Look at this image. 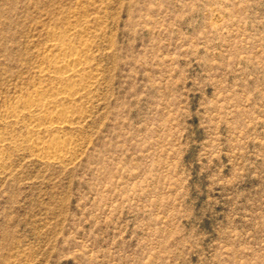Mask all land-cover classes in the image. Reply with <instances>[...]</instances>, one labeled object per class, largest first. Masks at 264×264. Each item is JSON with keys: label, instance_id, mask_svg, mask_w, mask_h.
<instances>
[{"label": "rangeland", "instance_id": "rangeland-1", "mask_svg": "<svg viewBox=\"0 0 264 264\" xmlns=\"http://www.w3.org/2000/svg\"><path fill=\"white\" fill-rule=\"evenodd\" d=\"M57 35L90 47L59 131L12 117ZM0 264H264V0H0Z\"/></svg>", "mask_w": 264, "mask_h": 264}, {"label": "bare ground", "instance_id": "bare-ground-1", "mask_svg": "<svg viewBox=\"0 0 264 264\" xmlns=\"http://www.w3.org/2000/svg\"><path fill=\"white\" fill-rule=\"evenodd\" d=\"M58 38H55L56 42L54 40L46 56L50 63V69H53V80L58 84L57 87L53 88L50 96L54 99H48L49 96L47 98V96L44 95L45 91H36L30 94L25 101L16 104V107L13 109L12 117H19L18 114L23 110L34 117L37 116V119L35 117L37 121L39 117L42 116L47 128L59 131L68 124H71L68 111H72V108L68 107V105L75 103L88 89L87 80L89 77L86 72L88 62L86 55L90 51V47L86 43L79 46L80 44L74 45L65 42L61 37ZM44 72V70H41L40 73L42 74ZM58 97L61 102H57ZM24 112L22 113L25 114ZM72 146L73 144L69 141H59L57 139L45 142L41 140V142L33 143V148L36 153L43 154L44 159L48 160L49 163L65 162L72 152Z\"/></svg>", "mask_w": 264, "mask_h": 264}]
</instances>
